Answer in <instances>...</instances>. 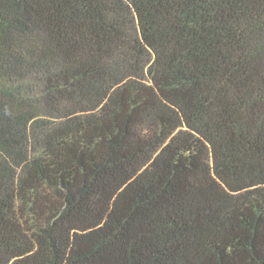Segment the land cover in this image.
Masks as SVG:
<instances>
[{"label":"trees","instance_id":"1","mask_svg":"<svg viewBox=\"0 0 264 264\" xmlns=\"http://www.w3.org/2000/svg\"><path fill=\"white\" fill-rule=\"evenodd\" d=\"M0 264H264V0H0Z\"/></svg>","mask_w":264,"mask_h":264}]
</instances>
